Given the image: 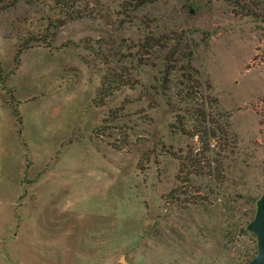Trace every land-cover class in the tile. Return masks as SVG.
<instances>
[{"label": "rangeland", "instance_id": "rangeland-1", "mask_svg": "<svg viewBox=\"0 0 264 264\" xmlns=\"http://www.w3.org/2000/svg\"><path fill=\"white\" fill-rule=\"evenodd\" d=\"M9 1L0 12V264H248L257 240L247 227L264 194L261 24L235 16V0H78L82 17L71 18L53 0ZM151 34L194 46L236 138L225 180L195 179L193 200L171 193L170 153L191 141L170 129L184 106L178 77L168 100L162 51L137 53ZM114 69L142 86L101 102Z\"/></svg>", "mask_w": 264, "mask_h": 264}, {"label": "trees", "instance_id": "trees-1", "mask_svg": "<svg viewBox=\"0 0 264 264\" xmlns=\"http://www.w3.org/2000/svg\"><path fill=\"white\" fill-rule=\"evenodd\" d=\"M58 6H63L66 15L82 17L78 14L76 1L78 0H53ZM135 3V2H134ZM144 3L137 0L135 6L140 7ZM13 5L9 0H0V12ZM232 13L237 17L251 18L261 24L262 44L264 45V0H246L233 2ZM193 45L184 43L183 37L159 36L153 34L144 36L137 44V53L146 55L155 51H162V70L160 90L163 96H170L171 77L177 76L175 96L179 102L184 103L181 108H173L174 116L170 129L175 134H180L191 142L185 150L178 154L170 153L178 162L176 181L178 185L172 190V194L184 199L193 200L200 195V191L194 188V180L209 178L216 183L225 180L224 161L233 157L236 149L235 135L231 134L229 115L220 112L218 100L211 95V84L208 78L193 64ZM122 46H117L113 51L119 53ZM143 56H139V64ZM264 63V53L256 56L254 61ZM146 62L148 60H145ZM141 83L132 78L123 69L110 70L100 82L97 95L100 101L112 96L124 87L130 89L139 88ZM170 95V94H169ZM146 155L141 157L138 167L144 170L143 162H148ZM209 195L213 192L209 190Z\"/></svg>", "mask_w": 264, "mask_h": 264}, {"label": "water", "instance_id": "water-1", "mask_svg": "<svg viewBox=\"0 0 264 264\" xmlns=\"http://www.w3.org/2000/svg\"><path fill=\"white\" fill-rule=\"evenodd\" d=\"M247 229L255 235L257 240L256 256L248 264H264V194L257 201L254 219Z\"/></svg>", "mask_w": 264, "mask_h": 264}]
</instances>
